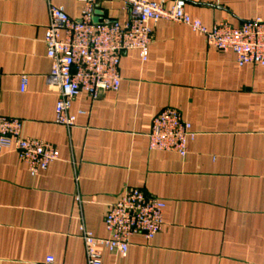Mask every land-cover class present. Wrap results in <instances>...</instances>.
<instances>
[{
	"label": "crops",
	"instance_id": "0c3cea01",
	"mask_svg": "<svg viewBox=\"0 0 264 264\" xmlns=\"http://www.w3.org/2000/svg\"><path fill=\"white\" fill-rule=\"evenodd\" d=\"M51 6L72 19L83 10L80 0H0V116L60 154L32 176L14 149L0 153V264H86L81 227L107 237L105 216L126 188L165 202L163 229L133 237L124 256L105 252L102 264H264V67L241 68L232 52L161 21L145 62L122 56L117 92L79 94L70 113L83 114L69 129L55 123L48 84ZM186 12L208 29L238 27L264 21V0H187ZM96 13L128 19L118 1L97 0ZM167 108L196 134L185 157L149 150L152 120Z\"/></svg>",
	"mask_w": 264,
	"mask_h": 264
},
{
	"label": "built area",
	"instance_id": "2783aa9c",
	"mask_svg": "<svg viewBox=\"0 0 264 264\" xmlns=\"http://www.w3.org/2000/svg\"><path fill=\"white\" fill-rule=\"evenodd\" d=\"M118 1L128 19L107 21L97 19V0H80L83 10L78 19L70 18L61 7L51 6L49 24L44 35L47 58L51 62L48 84L58 92L55 123L67 128L76 124L77 115L70 113L79 94L92 101L103 92H117L121 86L119 66L129 51H137L143 62L148 59L153 28L161 21L182 24L203 36L209 46L222 52H232L239 67H264V21L242 22L233 27L227 22L208 29L200 20L186 12L187 0H173L170 8L152 0ZM2 72L0 69V87ZM28 86L22 77L21 91ZM22 122L0 116V153L14 149L32 176L46 171L58 161L60 154L51 144L21 135ZM192 125L179 111L167 108L152 120L148 134L149 150L174 152L181 157L188 153V144L195 140ZM165 202L146 195L139 189L126 188L105 216V238H97L81 227L86 264H102L105 252L124 256L131 239L140 236L153 240L163 229ZM39 264H55L47 257Z\"/></svg>",
	"mask_w": 264,
	"mask_h": 264
},
{
	"label": "water",
	"instance_id": "95a60500",
	"mask_svg": "<svg viewBox=\"0 0 264 264\" xmlns=\"http://www.w3.org/2000/svg\"><path fill=\"white\" fill-rule=\"evenodd\" d=\"M99 13H96V15H98ZM98 22V20L97 19H95V23H97Z\"/></svg>",
	"mask_w": 264,
	"mask_h": 264
}]
</instances>
